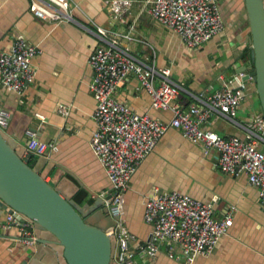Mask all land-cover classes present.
Listing matches in <instances>:
<instances>
[{"label":"crops","instance_id":"obj_1","mask_svg":"<svg viewBox=\"0 0 264 264\" xmlns=\"http://www.w3.org/2000/svg\"><path fill=\"white\" fill-rule=\"evenodd\" d=\"M28 2L0 0V50L7 49L17 36L40 48L32 57L34 77L23 93L0 83V103L10 112L4 132L21 155L27 152V128L33 129L39 140L51 142L43 153L34 154V165L47 181L75 201L82 196L80 202L76 201L79 204L98 201L94 211L99 214L100 198L105 196L101 193L108 190L109 183L89 144L95 126V99L89 87L92 71L87 63L95 46L105 43L97 26L121 31L132 24L134 39L127 42L131 52L153 60L157 67H170V77L181 83L175 100L182 106L196 102L194 95L209 94L219 87L220 75L226 78L235 71L246 73L252 69L243 0H217L223 29L194 49L185 47L177 34L153 19L141 0H133L119 17L112 15L106 0H69L71 19L58 21L34 15ZM243 91L234 120L213 112L202 126L222 136H244V125L263 114L251 78L245 79ZM113 96L138 113L147 112L163 121L171 116L169 109L149 105L148 93L132 74L116 85ZM61 106L66 113L59 110ZM258 146L264 150V141ZM215 155L214 149L205 153L200 145L170 126L142 159L124 193L122 215L125 226L135 236L129 243L134 251L133 264H264V208L259 204L257 188L244 173L220 171ZM155 188L176 189L208 202L216 217L231 213V225L211 252L191 260L177 250L178 257L168 256L164 241L158 242L154 257L138 252L151 228L142 217L143 202ZM111 220L105 214L99 222L105 226ZM35 244L30 250L17 238L15 227L4 224L0 214V264H64L57 243L49 240ZM113 260L118 264L115 247Z\"/></svg>","mask_w":264,"mask_h":264},{"label":"built area","instance_id":"obj_2","mask_svg":"<svg viewBox=\"0 0 264 264\" xmlns=\"http://www.w3.org/2000/svg\"><path fill=\"white\" fill-rule=\"evenodd\" d=\"M133 0H106L114 17L126 11ZM147 13L160 24L177 34L188 49H194L223 29L217 0H141ZM28 9L36 16L51 20H69V0H29ZM133 25L124 30H108L97 26L99 37L105 41L88 54L92 71L89 87L95 99L92 112L94 129L89 144L108 179L109 193L104 199L108 212L117 216L105 231L115 236V256L118 264H133L134 251L130 241L134 234L123 222L124 193L129 180L142 159L154 148L168 127H175L206 153L214 149L215 165L229 174L244 173L249 183L257 188L259 204L264 208V117L256 116L244 125V136H222L203 127L213 112L234 120L244 95L245 72L235 71L224 78L221 85L209 94L194 95L196 102L180 105L176 95L181 83L170 77V67H157L153 60L133 54L127 42L134 39ZM122 41V43H121ZM125 41V42H124ZM40 52L37 44L22 36L13 39L7 49L0 50V83L11 91L23 93L34 77L32 57ZM128 74L139 81L155 109H169L171 116L163 121L147 112L138 113L118 101L113 92ZM66 113L63 106L59 109ZM10 112L0 103V128L8 123ZM26 150L41 154L51 142L39 140L35 131L27 128ZM0 214L7 227L13 226L17 238L34 250L35 240L28 227L31 221L0 199ZM142 217L150 224V232L138 252L154 257L158 242L167 244L168 256L178 257L177 250L188 260L212 251L219 237L232 223L227 212L221 217L213 214L212 205L176 189L155 188L143 202Z\"/></svg>","mask_w":264,"mask_h":264},{"label":"water","instance_id":"obj_3","mask_svg":"<svg viewBox=\"0 0 264 264\" xmlns=\"http://www.w3.org/2000/svg\"><path fill=\"white\" fill-rule=\"evenodd\" d=\"M243 1L252 67L244 78L254 81L264 117V1ZM35 158L30 150L21 155L0 128V199L31 221L28 228L36 242L57 243L64 264H113L116 239L105 231L117 218L108 212L104 202L110 194L100 198L99 214L94 211L98 201L81 205L47 181L34 165ZM105 214L112 220L102 226L99 221Z\"/></svg>","mask_w":264,"mask_h":264},{"label":"trees","instance_id":"obj_4","mask_svg":"<svg viewBox=\"0 0 264 264\" xmlns=\"http://www.w3.org/2000/svg\"><path fill=\"white\" fill-rule=\"evenodd\" d=\"M31 162H29V164H30ZM82 200V196H80V197H76V201H78V202H80Z\"/></svg>","mask_w":264,"mask_h":264}]
</instances>
